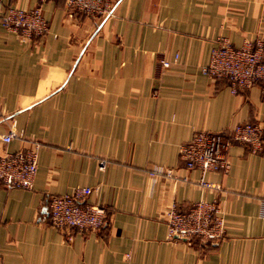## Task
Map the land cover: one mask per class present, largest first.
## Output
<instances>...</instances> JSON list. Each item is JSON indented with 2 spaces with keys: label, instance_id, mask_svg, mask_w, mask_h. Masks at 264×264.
Returning <instances> with one entry per match:
<instances>
[{
  "label": "crops",
  "instance_id": "1",
  "mask_svg": "<svg viewBox=\"0 0 264 264\" xmlns=\"http://www.w3.org/2000/svg\"><path fill=\"white\" fill-rule=\"evenodd\" d=\"M4 3L33 9L39 0ZM113 5V17L90 20L68 0L50 1L42 6L48 34L27 43L0 25V134L14 126L25 136L0 140V155L27 140L42 145L33 190L0 183V262L264 264V152L231 147L229 173L207 176L219 189L176 179L201 177L181 159L196 132L264 127L260 84L233 94L204 73L221 39L235 48L264 43V0ZM76 187L97 189L89 201L105 207L103 228L82 233L48 221L51 199ZM215 199L225 211L222 241L169 240L167 208Z\"/></svg>",
  "mask_w": 264,
  "mask_h": 264
},
{
  "label": "built area",
  "instance_id": "2",
  "mask_svg": "<svg viewBox=\"0 0 264 264\" xmlns=\"http://www.w3.org/2000/svg\"><path fill=\"white\" fill-rule=\"evenodd\" d=\"M53 0H39L33 9L9 5L0 0V25L15 34L21 42L27 43L42 38L49 32V22L42 12V6ZM68 7L90 20L114 16L113 0H68ZM178 59V55L175 56ZM163 68H170L171 62L161 60ZM204 73L215 81H228L233 94L260 84L264 93V43L259 40L256 47L245 45L235 48L228 39H221L210 54ZM24 133L14 126L0 140L10 143L23 140ZM30 146L16 152L0 155V183L11 189L33 190L38 173V155L42 145L37 140H27ZM234 145L248 146L254 153L264 152V127L256 123H239L218 133L196 132L193 139L181 149V159L188 172L199 171L201 177L192 181L188 175L176 178L184 183L196 184L203 189H219L207 178L210 174L227 175L231 168L229 150ZM108 162L101 160L99 169L104 171ZM157 172L163 173V171ZM166 176L174 177L172 171ZM97 189L76 187L70 193L61 194L49 203L48 221L56 229H74L82 233L103 228L107 211L100 204L89 201ZM171 241L201 242L213 244L222 241L227 233L225 211L221 202L200 200L192 203L187 211H180L175 205L163 214ZM70 237V236H69ZM71 239V237L69 238ZM0 264H2L0 262Z\"/></svg>",
  "mask_w": 264,
  "mask_h": 264
}]
</instances>
